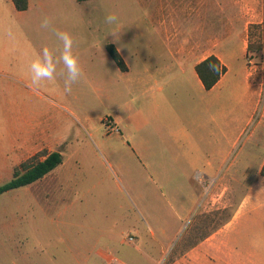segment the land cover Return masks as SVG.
I'll list each match as a JSON object with an SVG mask.
<instances>
[{"label": "rangeland", "instance_id": "rangeland-1", "mask_svg": "<svg viewBox=\"0 0 264 264\" xmlns=\"http://www.w3.org/2000/svg\"><path fill=\"white\" fill-rule=\"evenodd\" d=\"M137 1V14L148 18L142 24L146 43L157 33L149 16L162 9L164 32L176 19L190 28L192 40L223 58L229 73L216 94L241 98L238 112L252 114L249 124L230 137V152L211 180L189 181L186 166L150 167L143 152L138 151L140 161L118 133H110L108 120L119 102L108 96L98 51L103 47L86 63L80 59L84 75L70 94L60 75L36 90L28 71L39 53L35 12L22 15L11 0H0V146L9 149L29 128V158L43 159L37 155L41 150L62 155V164L42 179L0 195V264H174L190 245L226 223L245 194L264 188V0ZM89 10L105 14L97 3ZM91 21H78L77 33L88 44L99 43L107 31L101 19ZM205 113L200 115L208 120ZM190 187L197 208L188 215ZM249 225L248 236L264 241V209Z\"/></svg>", "mask_w": 264, "mask_h": 264}, {"label": "crops", "instance_id": "crops-1", "mask_svg": "<svg viewBox=\"0 0 264 264\" xmlns=\"http://www.w3.org/2000/svg\"><path fill=\"white\" fill-rule=\"evenodd\" d=\"M96 3L101 5L105 14L100 16L89 10ZM140 4L141 1L137 0H28L26 10L17 11L14 5L13 8L22 15L30 10L35 12L32 16L39 28V52L44 45L53 49L58 47L52 33L40 27L45 16L52 19L54 27L73 34L79 60L82 59L83 63L100 44L104 49L103 52L101 49L98 51L102 53L103 68L107 71L104 82L108 96L119 102L115 116L108 120L110 133H118L124 145L140 161L142 158L138 151L143 152L144 159H150L147 164L150 167L186 166L189 168L184 174L186 179L191 181V177L195 176L204 183L211 180L214 167L219 166L229 154L232 146L230 137L239 134L240 125L244 124L241 126L243 130L249 124L252 114L246 118L240 116L238 105L243 102L241 98L230 96L223 99L216 94L229 73L223 58L212 49L207 51L205 42L192 40L190 28L181 27L176 19L172 29L164 32L160 24L167 19L162 9L159 16H149L151 22H157V33L156 39L146 43L142 24L148 18L137 14ZM109 13L117 15V23H105V16ZM96 19L102 20L107 32L99 43L92 41L88 44L79 38L77 23L81 20L93 25L91 20ZM29 32L27 29V39ZM109 44L121 56L125 71H121L109 55L106 49ZM210 55L220 60L226 72L213 88L205 90L195 66ZM243 78L247 83V64ZM203 113L208 114V120L200 115ZM209 126L211 131L207 132ZM30 150L29 128L26 131L23 129L22 138L15 139L9 149L0 146V182L11 178L13 167L28 159ZM163 151L167 155H163ZM187 193L194 198L187 211L190 215L197 208V198L192 187ZM204 196L201 197L198 213L205 205ZM172 208H175L174 205ZM261 209H264V188L250 190L226 223L190 245L174 264H264V241L250 238L247 234L251 228V217ZM2 214L6 212L3 210ZM3 227L4 230L9 229L8 225Z\"/></svg>", "mask_w": 264, "mask_h": 264}, {"label": "clouds", "instance_id": "clouds-1", "mask_svg": "<svg viewBox=\"0 0 264 264\" xmlns=\"http://www.w3.org/2000/svg\"><path fill=\"white\" fill-rule=\"evenodd\" d=\"M117 22L118 17L115 13H109L105 16L106 24L111 25ZM40 27L52 33L58 42V47L53 49L44 45L35 58L31 60L28 65L31 86L39 90L44 83L55 82L57 75H60L63 77V91L70 94L73 85L78 83L84 75L76 51L77 41L71 32L54 27L50 17H43ZM212 67L217 70L215 66Z\"/></svg>", "mask_w": 264, "mask_h": 264}, {"label": "trees", "instance_id": "trees-1", "mask_svg": "<svg viewBox=\"0 0 264 264\" xmlns=\"http://www.w3.org/2000/svg\"><path fill=\"white\" fill-rule=\"evenodd\" d=\"M14 8L17 11H24L28 7V0H11ZM83 2L88 0H76ZM109 55L116 63L121 71L126 70V66L113 45L106 47ZM251 50L250 44L247 46L245 57ZM212 66H215L214 70ZM195 72L200 79L205 90H210L219 81L220 77L226 72V67L220 62L215 55H210L195 66ZM43 159H38L36 156L26 159L17 166L13 167L11 178L0 185V195L19 188L29 186L36 181L42 179L49 172L54 170L57 166L62 164V155L59 150L46 152L41 150L39 154ZM260 175L263 179L264 186V163L260 169Z\"/></svg>", "mask_w": 264, "mask_h": 264}, {"label": "built area", "instance_id": "built-area-1", "mask_svg": "<svg viewBox=\"0 0 264 264\" xmlns=\"http://www.w3.org/2000/svg\"><path fill=\"white\" fill-rule=\"evenodd\" d=\"M129 240H132L131 238Z\"/></svg>", "mask_w": 264, "mask_h": 264}]
</instances>
